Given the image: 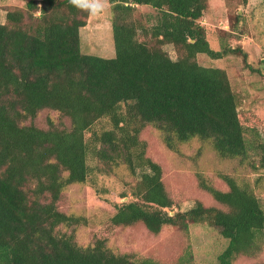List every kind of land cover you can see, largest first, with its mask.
I'll list each match as a JSON object with an SVG mask.
<instances>
[{"label":"trees","instance_id":"1","mask_svg":"<svg viewBox=\"0 0 264 264\" xmlns=\"http://www.w3.org/2000/svg\"><path fill=\"white\" fill-rule=\"evenodd\" d=\"M106 2L112 57L79 50L78 30L89 10L85 2L79 8L69 0H27L24 8L4 12L0 264H159L113 253L100 236L86 246L74 241L72 229L79 217L59 211L56 201L67 186L86 182L91 159L121 163L136 178L132 199L114 204L108 228L139 222L156 234L164 226L185 230L189 224H205L226 239L216 256L218 264L254 255L264 243V209L254 187L222 173L218 177L226 189H218L197 172L198 187L224 209L195 200L189 208L169 214L173 203L163 187L161 167L145 154V142L139 138L141 129L150 125L170 150L197 141L198 151L206 148L217 160L214 164L235 159L252 170L264 168V137L250 126L253 138L245 136L224 70L196 61L197 54L217 59L239 48L210 47L200 24L207 0ZM138 5L157 13L148 28L133 16ZM239 17H228L227 29L219 33L230 36ZM166 44L175 52L173 59L162 48ZM255 71L264 79V69ZM42 109L59 113L68 127L57 128L50 121L45 128L34 125ZM97 121L106 127L94 129Z\"/></svg>","mask_w":264,"mask_h":264},{"label":"rangeland","instance_id":"2","mask_svg":"<svg viewBox=\"0 0 264 264\" xmlns=\"http://www.w3.org/2000/svg\"><path fill=\"white\" fill-rule=\"evenodd\" d=\"M26 1L0 0V23L4 21L8 7L24 8ZM84 2L89 4L90 0ZM207 3L208 9L200 24L206 30L210 47L218 50L226 45L237 47L240 52L217 59L197 54L196 61L202 66L224 70L234 93L237 114L246 129L245 136L253 138L248 130L250 126L261 131L264 137V79L255 71L264 69V0H245L244 4L241 0H207ZM109 8V3L101 0L97 11L88 10L85 24L78 30L81 53L113 56ZM234 13L240 15L234 32L230 36L219 33V30L227 29V19ZM156 15V11L147 5H138L133 11V16L144 28L154 23ZM138 33L145 34L141 30ZM162 48L170 58L175 57L172 46L166 44ZM48 121L57 128L68 127L67 119L50 109L40 110L32 123L45 128ZM102 126L106 127L105 122L97 121L93 128L99 130ZM87 135L86 132L84 136ZM139 138L145 142V154L161 167V181L173 203L168 209L169 214L189 208L195 200L224 209L198 187L197 172H202L209 184L222 190L226 186L218 174L226 173L240 184L250 183L264 209V168L252 170L235 159L214 164L216 159L206 148L198 151L197 141L180 143L176 145V151L170 150L150 125L141 129ZM88 163L93 169L86 182L67 186L56 201L59 211L79 217L72 229L77 245L86 246L94 236H100L105 240L104 245L116 254L150 258L159 264H218L216 256L225 247L226 239L217 229L205 224H189L185 230L164 226L156 234L148 232L139 222L108 228L106 224L114 204L132 199L130 192L136 178L121 163L97 159ZM255 178H258L256 183ZM64 229L66 232L71 230L63 228L61 231ZM232 264H264V243L254 255H238Z\"/></svg>","mask_w":264,"mask_h":264},{"label":"clouds","instance_id":"3","mask_svg":"<svg viewBox=\"0 0 264 264\" xmlns=\"http://www.w3.org/2000/svg\"><path fill=\"white\" fill-rule=\"evenodd\" d=\"M69 3L79 8L85 7L84 0H69ZM100 6L101 0H90V3L87 5V7L93 12L97 11Z\"/></svg>","mask_w":264,"mask_h":264}]
</instances>
